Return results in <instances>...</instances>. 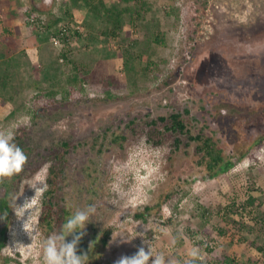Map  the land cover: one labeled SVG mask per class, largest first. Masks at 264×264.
I'll return each instance as SVG.
<instances>
[{"label":"rangeland","instance_id":"obj_1","mask_svg":"<svg viewBox=\"0 0 264 264\" xmlns=\"http://www.w3.org/2000/svg\"><path fill=\"white\" fill-rule=\"evenodd\" d=\"M79 1L0 0V86L5 82L0 90V131L13 130L15 139L30 150L19 174L0 178V192L2 183L12 184L13 193H23L17 200L22 205L35 195L28 185L46 184L35 196L28 226L29 232L35 226V236L28 235L23 220L10 208L0 263L43 264L45 238L38 217L49 187L47 158L56 143L70 140L73 146L78 141L83 146L66 156V175L100 156L101 164L90 178L80 172L71 178L81 183L75 191L80 199L72 200L77 204L73 212L88 206L86 191L97 192L92 198L96 212L84 229L85 245L93 254L89 264H116L148 246L153 255L163 253L180 264L192 247H198L201 264L224 261V256L233 261L224 264H264V254L252 245L259 225L251 234L236 231L231 222L252 227L256 221L262 225L264 218V143L252 145L264 135V0H142L149 6L142 21L133 28L130 16L123 14L122 30L109 39L99 35L103 29L99 19ZM65 10L80 31L87 30L73 46L69 56L73 63L59 62V51L50 39L37 38L24 24L27 12L61 16ZM158 31L164 45L151 41ZM18 33L28 39L23 48H41L37 63L30 64L19 42L13 45V34ZM122 52L144 55L152 63L150 70H142L145 60L138 65L131 59L135 71H127ZM77 72L81 74L73 83ZM111 77L120 85L115 80L109 85ZM176 111L183 113L193 135L203 129L225 157L244 156L229 172L210 179L196 164L200 157L188 135L168 132L157 121ZM129 121H134L131 128L126 126ZM105 132L124 140L113 145L108 140L98 155L95 150ZM88 149H94L89 156ZM66 184L57 193L61 197L72 188ZM249 197L253 205L241 209ZM147 206L152 208L147 222L134 219ZM96 233L98 238L108 233L105 246L99 241L97 248L91 246ZM260 235L264 239V232Z\"/></svg>","mask_w":264,"mask_h":264},{"label":"trees","instance_id":"obj_2","mask_svg":"<svg viewBox=\"0 0 264 264\" xmlns=\"http://www.w3.org/2000/svg\"><path fill=\"white\" fill-rule=\"evenodd\" d=\"M112 1L114 2L112 4H107L105 0L79 1L84 10L99 19L101 25L103 26V29L99 32V35L104 39L117 37L118 33L122 30L123 27L121 20L123 14L127 13L130 16L131 26L133 28H136L135 22L142 21L145 14H147L149 10V6H147V4L144 3V1L142 0H111V2ZM118 5H121L120 8H118ZM10 13L13 14L11 11ZM28 13L29 12L26 13L27 17L25 16L26 19L24 24L28 26L29 30L33 28V30L31 31H33L37 35V38L39 37V39H50L52 44H54L55 40L57 43H55L54 45L59 51V62L73 63L69 59V56L72 54L73 46L75 44L77 45V43L75 42L79 40V38L86 36L87 30L85 31L83 28V32L80 31V28L77 23H73L75 21L74 16L68 10H65V13L61 16H58L57 14L51 16V12L39 13L36 15H33V13ZM4 31H7V28L4 29ZM151 41L155 44L164 45L163 33L160 31L156 32V34L152 37ZM86 46L87 44H85V47ZM38 49L41 48L38 47ZM128 55L129 53L127 52H122L121 55L123 59V66L127 71H129V69L130 71L134 70V66H130L131 59L133 61H137L138 65L142 59L145 60V66L144 68H142V70L144 72L150 70V66H152V63H150L147 57L140 54L137 56L130 54L129 58H127ZM1 57H3V55H1ZM16 65L17 64H14V67L17 69ZM79 74L81 73L77 72V76H73V83L75 82ZM113 80H115V78L111 77L110 81H108L107 83L109 85L115 84ZM115 82L117 85H120V82H118L117 80H115ZM4 85L5 82L2 83V85L0 86V90L4 87ZM183 113L188 114L189 110L184 109ZM183 113L176 111L171 113L168 117H158L157 121L164 124V127L168 132H172L174 134H177L178 136H184L186 134L188 135V141L195 144V154L200 157L197 159L196 164L204 168L207 177H209L210 179H215L229 172L235 166L238 160L244 156V154H239L234 159L229 156L225 157L223 155L222 150L218 147L216 141H214L212 137L204 135L203 129H200V131L195 135L191 133V130L187 127V124L182 117ZM151 123L153 125L156 122L152 121ZM133 125L134 121H129L126 126L128 128H131ZM100 138L98 137V139L101 140L100 147L99 149L95 150L98 155H101L103 153L102 149H106L105 143L108 140L109 143L112 145L117 144L119 140H124L123 136H119L115 134V132H111L110 134H108V132L102 133ZM15 141H17L18 146L24 151L25 154H30L29 147L26 148V146L23 145V142L20 139H15ZM263 141L264 135L260 138H256L253 141L252 145L258 148L264 143ZM72 142H70V140L60 141L56 143V145L49 151V156L47 160L50 161V166L48 168L46 179L47 185L49 187L44 191L42 195L40 203V212L38 217V227L40 229V233L43 235V239L48 238L52 234L58 233L63 223H65L67 218L74 213V208L72 207H77V204H72V200L80 199L81 196L75 191H78L80 189L81 183L77 179H71L73 177V174H77L78 172H80V174L84 175L83 177L90 178L92 175L91 172H95L97 170V167L101 164L98 161L100 160V156L96 159L89 158L90 165L93 166L92 168L89 169L90 165L79 168L74 167L72 170L74 173L72 175H66V156L71 152V150L78 148V146H83L79 141L76 142V146H73ZM179 144L180 137H176V139L174 140V148L178 149L180 146ZM93 150L94 149H88L87 151H85V155L89 156V153ZM44 158L45 157H43V159ZM63 182L67 183L65 186H70L72 188L66 196L61 197L57 193L61 190V187H63V185H61ZM1 185H3L4 192H0V216H3L5 212L7 213V216L6 218L2 219V224L0 226V252L5 247L7 241V230L10 223L11 212L9 207L10 201L8 200V196L13 193L14 189L12 184L8 186L6 182L2 183ZM85 193L88 198V200L86 201L87 205H92V198L97 196V192H94L92 194L90 190H88ZM253 201L254 199L249 197L244 203L241 204V209H246L247 205H253ZM151 209V207L147 206L144 211L134 214V219L142 222H147V218ZM204 215L205 213H203V216ZM231 222L234 226L233 228L236 231H240V229H243L247 230L249 233H251L252 231L254 232L256 227L259 225L260 230L258 232V235H255L257 240L255 239L252 245L255 246V250L258 253L264 254V239H260L261 232H264L263 217L260 221L263 222L262 225H260V223L256 221V224L252 227L248 225H241L240 223L237 224V222L235 221ZM94 230L96 229L94 228ZM98 233L94 235V238L91 241V246L93 248H97L98 241L102 246H105L107 244V240L109 237L108 233H103L104 236L102 238H98ZM220 234H222L221 230ZM71 239V236L67 237L68 241H70ZM258 240H260V242H257ZM208 251H211V248H209ZM82 253L88 254L89 258L93 256V254H90L89 246L85 245L84 236L82 237L77 249V254ZM225 262L232 263L233 261L229 260L228 257L224 256V261L218 258L213 264H224ZM0 264L5 263L1 262Z\"/></svg>","mask_w":264,"mask_h":264},{"label":"clouds","instance_id":"obj_3","mask_svg":"<svg viewBox=\"0 0 264 264\" xmlns=\"http://www.w3.org/2000/svg\"><path fill=\"white\" fill-rule=\"evenodd\" d=\"M39 61V60H38ZM35 61L34 63H37ZM15 133L13 130L0 131V178L12 177L19 174L27 161V156L24 151L14 142ZM34 189L35 195L31 199H26L22 205L17 204L18 198L23 194L12 193L8 196L10 201L9 207L15 213L18 220H23V228L32 238L36 234L35 226H32L31 232L28 226L32 223V210L35 196L38 192H42L46 188L43 181H36L34 184L28 185ZM95 205H88L85 208L77 209L71 214L65 223L61 226L58 233H55L41 242L43 264H89L88 254H77L78 245L84 236L86 225L92 220L91 217L95 214ZM27 217L25 219V214ZM5 212L0 219L6 218ZM71 236L70 241L67 237ZM124 242L131 239L123 238ZM175 245L176 239L171 241ZM180 264L179 261L173 258H166L163 253L153 255L151 247L145 251L144 247H140L136 254L131 257H121L116 264ZM203 257L200 254L198 247H192L187 252V259L183 264H197V261H202Z\"/></svg>","mask_w":264,"mask_h":264},{"label":"crops","instance_id":"obj_4","mask_svg":"<svg viewBox=\"0 0 264 264\" xmlns=\"http://www.w3.org/2000/svg\"><path fill=\"white\" fill-rule=\"evenodd\" d=\"M23 35V34H22ZM25 35V34H24ZM13 38L15 39L14 40V42H13V45L15 44V43H17V42H19L20 43V45H21V49H20V51L21 52H23L24 54H25V56H26V59L30 62V64H34V61L36 60V61H38L39 59H40V57H39V55L37 54V56H36V52L38 51L39 52V50L41 51V49H38V47H39V45L38 46H36V48H35V51H34V49H28V48H23V45H22V43L24 44L25 42H26V44L28 43V39H24V37H23V39H22V37H21V33L19 34H13ZM34 51V52H33ZM37 58H36V57ZM41 60V59H40Z\"/></svg>","mask_w":264,"mask_h":264},{"label":"built area","instance_id":"obj_5","mask_svg":"<svg viewBox=\"0 0 264 264\" xmlns=\"http://www.w3.org/2000/svg\"><path fill=\"white\" fill-rule=\"evenodd\" d=\"M57 43L55 40H54V44ZM61 61V60H60Z\"/></svg>","mask_w":264,"mask_h":264}]
</instances>
